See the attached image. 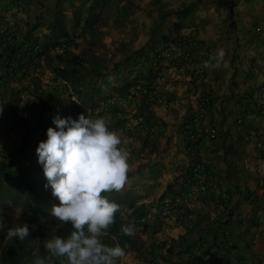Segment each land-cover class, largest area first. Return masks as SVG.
<instances>
[{
  "label": "crops",
  "instance_id": "crops-1",
  "mask_svg": "<svg viewBox=\"0 0 264 264\" xmlns=\"http://www.w3.org/2000/svg\"><path fill=\"white\" fill-rule=\"evenodd\" d=\"M18 1L0 0L5 118L9 92L23 96L24 87L33 92L22 78L32 67L23 66L29 60L23 55L34 57V42L46 41L58 17L71 33L76 16L86 15L95 0H20L24 10ZM150 1L135 3L143 7ZM153 1L172 10L164 42L176 39L181 52L189 49L196 59L161 62L160 69L153 66L150 81L136 82L151 115L136 117L128 179L115 192L120 217L134 227L138 243L114 264H264V169H256L264 151V0H236L231 30L225 27L228 11L216 0ZM218 50L225 52L219 67L199 63ZM201 103L208 111L206 130L191 154L181 126ZM195 162L210 176L206 188L201 181L184 185ZM163 204H170L165 217L158 211ZM225 232L233 247H223Z\"/></svg>",
  "mask_w": 264,
  "mask_h": 264
},
{
  "label": "rangeland",
  "instance_id": "rangeland-1",
  "mask_svg": "<svg viewBox=\"0 0 264 264\" xmlns=\"http://www.w3.org/2000/svg\"><path fill=\"white\" fill-rule=\"evenodd\" d=\"M122 1H125L124 5L121 4ZM235 2L237 4L236 0ZM156 4L152 0L142 7L140 4L136 5L135 0H95L86 15L80 14L81 24L71 26L70 37L64 39L61 46L45 52L47 49L44 41L41 44L45 52L44 60L36 62L26 72H22V78L30 83L33 92L27 87L22 88L23 96L21 93L9 92L11 100L5 107L8 113V118L4 120L5 133L0 135V145H3L0 146V165L4 163L14 174L10 180L3 181L5 189L0 194V212L8 216V222L12 223L11 228L25 222L30 225L37 224L36 230L29 238L24 241L16 238L20 245L19 250L21 251L20 247H25L22 252L24 264H32L35 259L33 253L40 256V249L41 246L44 247L45 240L52 232L59 233L64 226L48 215L52 205H58L60 202L52 195L51 188L45 189L47 180L43 167L38 163L36 149L40 141L47 140V131L35 132L40 117L44 120L57 114L63 118L74 117L69 104L75 100L86 116L107 117L110 130L117 131L121 137V147L131 148L132 136H135L133 134L137 126L136 117L140 113H148L151 107L137 94V90L141 93L143 88L141 85L137 87L136 82L150 81L154 68L150 66L148 58L150 54L153 56V49L167 48V51L164 50L166 54L162 63L170 64L180 58L187 61L196 59L189 49L181 52L178 48L181 43L176 42V39L164 42L169 39L165 28L169 27L170 21L166 22V18L171 16L172 10L162 4ZM221 8L228 11L225 27L231 30L235 27V14L231 18L229 10ZM24 56L31 59L33 55L28 53ZM142 56L146 57L147 64L136 68ZM204 60L207 59L201 58L199 63L203 64ZM56 67H65L68 78L58 75L54 71ZM160 67L161 65L158 69ZM136 98L141 100L138 102ZM5 99H8V95ZM11 106L12 112L9 110ZM149 114L144 115L147 117L151 115ZM145 119L147 118L143 120ZM145 122H151L150 118ZM24 172L26 176L20 180L19 176ZM24 185L43 190L49 196L48 200L42 202V210L36 217L23 206L4 210L2 203L9 202L11 196L23 194L21 186ZM115 193L117 192L107 194L111 196ZM42 217L43 222L40 220ZM2 235L0 231V237ZM10 241L6 240V237L2 240L0 264H11L6 248Z\"/></svg>",
  "mask_w": 264,
  "mask_h": 264
},
{
  "label": "clouds",
  "instance_id": "clouds-1",
  "mask_svg": "<svg viewBox=\"0 0 264 264\" xmlns=\"http://www.w3.org/2000/svg\"><path fill=\"white\" fill-rule=\"evenodd\" d=\"M224 56L223 50L216 51L203 67H219ZM107 121V117L91 118L84 113L78 119L57 114L53 118L56 127H49L47 140L39 142L36 153L47 180L44 187L51 188L60 202L52 205L48 215L62 226L70 224L72 230L67 235L52 232L44 242L47 255L34 252L32 264H54L60 258H66L61 264H114L126 255L119 243L109 246L101 239L120 207L103 194L121 191L130 170V153L121 147V137L110 130ZM36 228L37 224H17L8 229L6 240L24 241ZM121 232L135 235L131 225H123Z\"/></svg>",
  "mask_w": 264,
  "mask_h": 264
},
{
  "label": "trees",
  "instance_id": "trees-1",
  "mask_svg": "<svg viewBox=\"0 0 264 264\" xmlns=\"http://www.w3.org/2000/svg\"><path fill=\"white\" fill-rule=\"evenodd\" d=\"M97 1L95 2V4ZM216 3L219 7H225L229 10V15L231 18H233L235 11V5L236 2L235 0H216ZM81 24V17L80 15L76 16V19L73 22V26H77ZM69 30L67 27V21H65L64 17H58L56 21L52 25V31L51 35L48 36L46 39L45 43V49H47L45 52H48L49 49H55L56 47H59L63 44V40H67L69 37ZM138 65V64H137ZM55 72L58 73V75H63L66 78H68V71L65 67H56L54 69ZM71 108V113L74 115L75 119H78L79 115L82 113L81 106L80 104L72 100L69 104ZM12 106L10 111L12 110ZM6 116H3L0 113V135L3 134V128H4V120ZM72 117V118H74ZM41 119L39 120L38 125L36 126L35 132H40V131H47L49 127L55 128V124L53 123V118L51 117L47 120H44L43 117H40ZM63 118V117H61ZM14 174L13 171H11L10 168L6 167V165L3 163L0 165V194L3 193V190L5 189V186L3 184V181L5 180H10L12 178V175ZM24 175L26 176V172L21 174L19 176V179L22 180L24 179ZM23 194H21V190L19 193L21 195H16V196H11L9 199V202L2 203L4 206V210L18 207V206H23L24 209L28 210L30 214L33 217H36L39 212L42 210L41 204L42 202L48 200L49 196L47 193H45L43 190H37L32 186L24 185L23 187ZM25 193V194H24ZM104 195V194H103ZM25 196V197H24ZM105 196L109 198L110 201H113L119 205V201L121 200L120 198L118 199L117 194L109 195L105 193ZM43 202V203H44ZM0 216L3 217L4 220V227L3 229H0L2 231L3 235L0 237V245L2 244V240L6 237L8 229L11 228L12 223L8 222V216L4 212H0ZM31 218V217H30ZM123 225H129L126 223L123 219H121L119 211L115 214V222L112 226L107 231V234L102 237V241L109 245V246H115L116 243H119L121 247L125 248V251L131 250L135 248L136 244L138 243V238L134 235L132 237H128L124 235L121 232V227ZM72 230L71 225H64L58 234L61 235H67L70 233ZM18 240L14 238L10 242L7 243V251H8V256L9 259L11 260V264H24L22 262V252H24L25 247H20L21 251L19 250L18 246H20L17 242ZM47 252L43 246H41L40 249V256H46ZM66 259V258H60V259H55L54 264H61V260Z\"/></svg>",
  "mask_w": 264,
  "mask_h": 264
},
{
  "label": "built area",
  "instance_id": "built-area-1",
  "mask_svg": "<svg viewBox=\"0 0 264 264\" xmlns=\"http://www.w3.org/2000/svg\"><path fill=\"white\" fill-rule=\"evenodd\" d=\"M20 10H24V4L23 1H18ZM33 51L35 52L34 57H31L28 61L24 62V67H30L34 65L36 62L42 61L45 58V52L43 50V47L41 43L35 42V45L32 47ZM164 50L167 51L166 47H163ZM154 54L152 58H148L150 66L156 67L161 64L163 61L164 55L166 54V51L159 49V47L154 48ZM168 53V52H167ZM147 64L146 57L142 56L138 60V65L136 68H140L141 65ZM3 80V74L0 71V82ZM264 91V87L262 88ZM207 107L204 103H201L195 112L188 115L185 120L182 122L181 126V133L184 138V145L186 146L189 153L194 154L195 149L197 148L198 144L201 141L202 136L205 134V122H206V116H207ZM240 121V119H239ZM211 137H215L214 132H210ZM257 170H263L264 169V151L259 159L258 166L256 168ZM210 176L207 174L204 165L201 162H195L191 166L190 175L187 177V179L184 181V185H194V181H201L203 187H208V180ZM194 183V184H193ZM193 194V191L187 192V198L186 202H190V198ZM159 213L165 217L170 211V204H163L158 209ZM225 236L227 237V240L225 241V244L223 247H233V241L229 239V232H225ZM205 244H203L204 246ZM257 264V263H256Z\"/></svg>",
  "mask_w": 264,
  "mask_h": 264
}]
</instances>
